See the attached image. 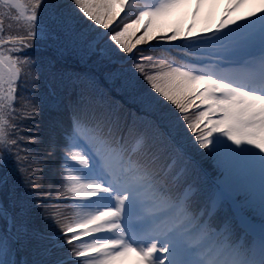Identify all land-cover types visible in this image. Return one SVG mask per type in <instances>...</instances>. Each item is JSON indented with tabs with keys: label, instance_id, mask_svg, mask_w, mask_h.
I'll use <instances>...</instances> for the list:
<instances>
[{
	"label": "snow or ice",
	"instance_id": "snow-or-ice-1",
	"mask_svg": "<svg viewBox=\"0 0 264 264\" xmlns=\"http://www.w3.org/2000/svg\"><path fill=\"white\" fill-rule=\"evenodd\" d=\"M256 2L228 0L216 17L218 0H0V167L11 162L20 185L0 177V264H264V0L242 11ZM14 25L22 34L6 35ZM153 40L178 42L180 59L146 66L139 46ZM38 43L112 64L106 79L122 81L133 108L94 77L61 73L72 97L64 144L53 127L40 151L39 125L26 123L41 110ZM129 56L124 76L116 62ZM137 77L149 86L139 94ZM187 133L219 174L206 196ZM58 149L70 195L45 189ZM257 196L258 230L243 215ZM65 200L78 209L70 221L53 207ZM19 248L37 258L12 260Z\"/></svg>",
	"mask_w": 264,
	"mask_h": 264
},
{
	"label": "rangeland",
	"instance_id": "rangeland-1",
	"mask_svg": "<svg viewBox=\"0 0 264 264\" xmlns=\"http://www.w3.org/2000/svg\"><path fill=\"white\" fill-rule=\"evenodd\" d=\"M25 2H27V0H25ZM223 2L224 4H226L228 0H218L219 7L214 9L216 17H218L219 8L223 4ZM45 3L47 5H52V4L67 5L68 0H45ZM250 7H254V6L249 4L244 9H242V11H249ZM48 15L49 12L42 10V18H47ZM121 15L123 16V13ZM22 23L23 22L21 21V24ZM6 25H7V21H6ZM5 34L6 35L22 34V28H18L15 25L11 29H8L6 27ZM147 46H151V47L170 46V44L164 41L153 40L149 44L140 45L139 47L143 50V55L145 57H148V59L144 61V64L146 66L152 63H158V58L162 57L159 55L152 54L151 53L152 48L149 49L147 48ZM29 54L41 64V75L38 86L39 91L37 93V97L40 100L41 110H40L39 120L36 123L39 125V127H36L37 128L36 133L39 134L41 137H43L46 143L40 149V151L43 152L47 148V140L50 135V129L48 127L49 124L48 117H51V113L49 112L50 109H47L48 106L53 107L52 111L54 112L55 128H59V127L62 128L64 126L63 122L66 121L64 120L66 117H63L62 113L68 112V105L72 97H71V88L62 85L61 83V79H60L61 73H81L94 77L95 80L97 81V87L99 89L110 91L111 97L115 101H118L120 104H123L125 109L133 108L134 104H133L132 96L129 95L130 92L127 90L123 92L118 91V89L121 88L122 81L117 80L115 82H109L106 79L107 74L110 73L113 69L112 64H109L108 62H101L96 57H92L91 59H88L86 61L81 60L80 56L76 52H73L71 50V46H69L68 50L65 51L63 55H60L56 51V49L53 48L51 45L45 43H38L36 48L29 50ZM135 62H136V58L129 56L126 60L117 61L116 63L121 67L123 75L128 76L127 73H130L129 70L131 69L130 65L134 64ZM53 73L56 74L55 77L53 76ZM31 88L32 85H28L25 91L23 92L18 91L22 99L26 100L30 96ZM148 88L149 86L147 85V83L143 81L141 77H137L136 94H139L140 92H143ZM124 93L126 94L127 98H124ZM187 135L191 136L190 133H187ZM59 136L63 137L61 134H59ZM60 143H64L63 138ZM59 152L60 151L56 153L55 155L56 158L54 156L55 159H59ZM49 158L50 157H48V163H50V161L52 160V159L49 160ZM203 167L206 171L204 173H207L208 176L217 172L214 163L209 159L203 162ZM60 171L62 172L63 170L60 169ZM54 173H55L54 180H52L53 179L52 174H50L49 177L47 178L48 171L45 169L43 170V178H44L45 189L47 190V187L50 182L51 184L54 183V185H52L54 186L52 190L55 194H57L56 171H54ZM3 174H5L4 169L3 167H0V177ZM208 176H206V178ZM192 179L199 184H201L202 181L206 180L203 175L192 177ZM211 180L214 181L213 185H215V183L218 181L213 179ZM211 180H208V182L206 183L207 187H211L210 186ZM57 185H62V184L61 182H58ZM258 208H259V200L258 197H256L255 205L253 207L243 209V215L252 224L254 220H256L257 218H261ZM226 211L229 210L227 209ZM3 228H4V221L0 220V230H3ZM240 236L242 235H239L237 237ZM18 257H20L19 260H26V259L31 260L37 258L33 253L29 252L24 248H19L17 252H14L13 255L11 256V259L17 260Z\"/></svg>",
	"mask_w": 264,
	"mask_h": 264
},
{
	"label": "trees",
	"instance_id": "trees-1",
	"mask_svg": "<svg viewBox=\"0 0 264 264\" xmlns=\"http://www.w3.org/2000/svg\"><path fill=\"white\" fill-rule=\"evenodd\" d=\"M172 47V48H171ZM147 48L151 49L152 50V54L154 55H159V56H162V57H165L169 60L171 59H176V60H179L180 59V56H181V53L178 52L174 47H173V43L170 44V46H156V47H151V46H147ZM132 66V64L130 65V67ZM127 75H130V73H127ZM28 93V92H27ZM129 95H133V93H129ZM124 98H127L126 94L124 93ZM17 99H18V106L22 105L24 103V100L25 99H22L20 94L17 93ZM47 109H50L49 112L51 113V117H48L49 119V124H48V127L50 129V132L51 130L53 129L54 127V112L52 111L53 107L51 106H48ZM63 115V113H62ZM64 116V115H63ZM39 120V119H38ZM37 120V121H38ZM37 121H26L27 124H36ZM68 124V123H67ZM67 124H65L64 126L66 127ZM64 127L62 128H55L56 129V132H57V142L58 144L61 145V147L63 146L64 143H60L62 141V138L61 136H59V134L62 133V130H63ZM36 127H32V133H36ZM38 132V131H37ZM182 143H183V146L186 150V152L194 159V160H197V161H200L201 162V165H202V174L204 176V178L206 179L205 181H202L201 185L203 184L204 186V193H208V192H211L212 188H213V183L211 182L210 183V186L211 187H207L206 183L208 182V180H210L211 178H215V179H219V174L218 172H215L213 173L212 175H207V173H204L206 172L204 167H203V162L208 160L204 157H202L199 153L202 151L198 148V146L194 143V141L191 139V136H188L186 134V136L182 139ZM59 151V149H58ZM57 151V152H58ZM56 158V156H55ZM54 156L53 157H50L49 160L50 163L47 164V166L44 168V170L46 169L48 171V175H47V178L49 177L50 174L53 175V179L54 180V171H56V175H57V180H56V187H57V194H55L52 190V195L53 196H56V195H61V196H64V195H70L68 193L65 192L64 188H63V185H57L58 182L61 181V171H60V164H61V154L59 152V159H55ZM4 172L5 174H3L1 177H4V176H7L9 177V183L10 185L13 184V182H15V186L19 187V178L16 176L15 174V171H14V168L11 164V162L8 164L7 168H4ZM53 170V171H52ZM206 176H208L206 178ZM52 185H54V183H52ZM54 188V186H52V189ZM55 205V206H54ZM53 207L55 209H57L60 213H62V215L64 217H67L69 219V221L71 220V218L75 215L76 213V207L70 202V201H62L60 203H57V204H54ZM258 211L260 213V210L258 208ZM260 223H261V218H257L256 220H254L253 222V225L256 226L257 228H259L260 226ZM241 229V228H239ZM243 231V229H241ZM236 235L239 236V232L236 230ZM239 238V237H238ZM244 239L245 240H248L250 239V237L248 236H244ZM21 256V255H20ZM20 257L17 258V260H19Z\"/></svg>",
	"mask_w": 264,
	"mask_h": 264
},
{
	"label": "bare ground",
	"instance_id": "bare-ground-1",
	"mask_svg": "<svg viewBox=\"0 0 264 264\" xmlns=\"http://www.w3.org/2000/svg\"><path fill=\"white\" fill-rule=\"evenodd\" d=\"M228 3V2H227ZM226 3V4H227ZM251 5H253L254 7H250L249 8V11H254L253 9H256L257 7H259L260 5H259V3H258V0H257V2L256 3H252ZM224 6H225V4H224V2H223V4L220 6V8H219V12H218V17L221 15V13L224 11ZM255 182H256V185H257V188H258V177H256L255 178ZM203 185V184H202ZM204 187V186H203ZM258 197V196H257ZM237 231L239 232V234L240 235H244V233H243V231L241 230V229H239V228H237Z\"/></svg>",
	"mask_w": 264,
	"mask_h": 264
}]
</instances>
